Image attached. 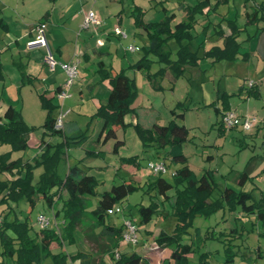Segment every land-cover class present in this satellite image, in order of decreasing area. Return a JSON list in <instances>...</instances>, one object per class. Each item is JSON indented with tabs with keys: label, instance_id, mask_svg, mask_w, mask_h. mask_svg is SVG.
<instances>
[{
	"label": "rangeland",
	"instance_id": "374dc122",
	"mask_svg": "<svg viewBox=\"0 0 264 264\" xmlns=\"http://www.w3.org/2000/svg\"><path fill=\"white\" fill-rule=\"evenodd\" d=\"M1 1L10 6L0 7L3 15L9 19L14 10L12 7L17 6L16 2L21 0H0V5ZM103 1L97 0L95 3L89 1L88 8L94 12L99 9L103 15L101 23L90 27L88 32L91 29L96 30L91 37L97 47L109 32L115 34L111 38L112 54L107 59L111 66L109 70L111 73L123 70L126 76L133 81L135 90V96L130 103L133 110L125 116L126 125L117 129L116 138L105 143L101 140L97 141L102 121L92 117V114L96 109V101L101 104L105 102L107 95H101L100 92L107 86L103 82L97 84L98 75L90 78L85 70H80V64L75 81H81L82 84L88 82L89 79L95 83V87L100 92L98 96L91 97L84 91L83 97L80 99L79 94L72 88L73 90L71 89L69 93L72 99L64 102L61 111L69 110L64 121L73 120L76 122L79 128L77 131H80L85 137L83 142L62 145L60 143L65 140L62 136L43 135L42 128L38 126L45 118L46 110H41V94H44L45 90L39 88L34 81L24 83L22 70L15 63L19 61V58L12 57V51H7L0 57L4 79H0V115L5 108V102H7L21 113L26 124L33 126L28 147L24 151H12L9 155L11 159L21 158L23 162L30 161L32 165L36 164L33 159L40 156L42 149L39 145L43 137L46 144L62 145V156L56 166L58 176L63 178L67 169L77 163L95 178L96 195L89 196L87 200V204L91 207L90 210L96 206L101 192L109 190L112 185L120 184L122 180L130 181L138 187L121 204L117 205L121 209L120 213L115 212V207L108 212L107 223L118 227L130 220L136 228L137 243L127 246L120 239L119 247L127 246L124 250H136L144 256V248L153 246L154 237L159 231L163 230L167 234L174 233L176 219L170 214L171 210L167 204H162L159 199L146 191L148 184L155 179V175L148 170L149 162L158 159H156V153L152 147L143 146L136 125H139L141 129H149L153 123L165 125L172 119L173 110L183 109L184 118H176L177 123L183 124L188 129V141L183 145V154L187 158L190 170L197 177L207 171L212 172L215 187L209 200L213 201L219 198L225 187L235 191L251 192L252 199L255 201L264 199V60H261L254 52L256 44H258V36L264 29V20L260 19L256 23L250 24L245 19V14L252 13L255 8L257 9V5L262 0H209L210 7H215L214 10L207 13L210 18L209 23L202 25L197 17L191 32L193 39L190 44L192 50L200 58L199 64L194 68L187 67L184 75L177 79L172 89L166 78L159 79L156 88L148 81L145 73L130 68L141 58L142 48L148 43L145 31L135 28L133 18L129 16L131 12L130 0L127 5L125 4L126 11L120 26L116 19L114 22V15L118 12L120 5L104 7ZM134 1L136 5L144 8L143 19L146 23L159 22L165 18V15L173 14L171 21L173 26L186 19L185 11L179 9V3L196 4L199 0H164L163 3L161 0ZM62 3L68 5L65 13L68 21L65 22L64 27H68L70 30L72 23L69 16L74 15L78 10V2L77 0H63ZM21 5V14L25 15V20L29 22L40 18L50 7L48 0H24ZM163 7L166 9V13L162 12ZM231 20H236L237 26L241 30L237 38L240 43L239 55L234 61L220 60L212 63L210 58L205 57V53L213 46L222 45L221 34L225 37L227 29L229 31L227 35L230 34L228 21ZM114 23L115 25H112ZM106 28L111 31L107 32ZM117 28L126 37L118 35ZM11 31H13V27H11ZM46 32L47 30H45ZM60 32L62 37L67 36V32L64 31V35L62 31ZM84 32L86 31L80 32L77 36L78 30L70 34V45L73 46L74 43L78 45ZM5 33L0 27V37L5 36L9 40H13V32L12 34ZM98 39H101V42ZM261 39H264V36L261 35ZM178 46V42L174 38L168 41L171 59L175 58ZM130 47H138L139 50L131 52ZM115 48L117 49L116 54L114 53ZM50 50H53L52 47ZM244 53H248L247 60L242 58ZM148 58L150 59L148 71L153 74L159 70L161 64L153 55H149ZM22 61L26 60L22 59ZM56 61L58 60L56 59ZM87 64L89 66V63ZM255 88L259 96H248V91ZM224 93L231 95L226 98L229 103L228 111H232L238 116L256 117L257 126L250 131H243L239 127L224 131V133L219 131L218 123L222 115L215 114L214 110L215 107L222 109L223 99L221 97ZM58 111H60V107L53 109L52 115L56 117ZM117 140L121 142L117 144L114 152L113 146ZM9 148L6 144L0 145V153L9 151ZM53 151L54 147L50 150V154ZM165 166L166 172L163 177L171 183L174 171L181 165L165 160ZM246 166L249 170V179L244 184H240L239 175ZM42 172L43 165L37 164L32 168L33 183ZM0 178L7 177L1 175ZM62 195L63 198H66L65 193ZM151 202L157 203L159 211L166 217L154 214L147 224L139 225L137 209L141 204L147 206ZM58 207L59 204H56L53 209H48L44 201L40 197H36L34 207L31 209L28 202L22 199L19 203H10L9 208L0 206V219L7 215L10 222L14 219L19 221L26 219L32 226V233H38L41 227L37 220L40 215H43L49 219L47 228L60 234L64 224L61 214L58 217L54 216ZM196 227L201 231L198 239L193 236ZM188 231L189 234H184L181 240L183 243L194 241L192 252L187 256L191 264H198V256L203 252L208 253L207 260L210 264H224V251L229 243L232 244L231 248L236 255L233 263L227 264H264V226L253 215L247 217L238 213L237 210L229 212L228 209H220L209 216L195 215L192 220V228ZM6 233L10 237L13 236L9 230ZM98 233L99 227L93 229V220L88 213H85L75 234V243L69 242L68 239L62 241L61 244L52 243L49 247L51 255L43 258L41 264H53L52 255L60 252L66 255L65 264H97L101 258H105L107 262L108 237L98 235ZM79 252L85 255L84 259L81 258L82 254L80 255ZM148 252L153 254L150 255L151 257L156 255L157 259L161 253L158 247L148 250ZM13 261V257L3 255V248L0 245V264H13Z\"/></svg>",
	"mask_w": 264,
	"mask_h": 264
},
{
	"label": "trees",
	"instance_id": "16d2710c",
	"mask_svg": "<svg viewBox=\"0 0 264 264\" xmlns=\"http://www.w3.org/2000/svg\"><path fill=\"white\" fill-rule=\"evenodd\" d=\"M182 8L186 13V19L173 26L171 25L173 14L165 15L162 21L146 23L143 20L144 12L140 7L133 6L130 12L134 27L145 31L148 42L142 48L141 58L130 68L145 73L148 81L156 88L158 80L166 78L172 89L177 79L184 75L187 67L194 68L199 64L200 58L192 50L190 44L191 39H193L191 32L196 24V18L209 13L215 7H210L209 0H199L193 6ZM204 9H207L205 14ZM162 12L166 13V9L162 8ZM245 19L250 24L256 23L260 19L264 20V0L257 5V9L255 8L252 13H246ZM228 22L230 34L225 37L221 34L222 45L213 46L205 53V57L210 58L212 63L220 60L234 61L239 55L240 43L237 38L241 30L237 26L236 20ZM260 34H264V29ZM172 38L179 45L174 59H171V53L168 49V41ZM149 55L155 56L157 62L161 64L159 70L153 74L148 71ZM259 55L264 60V50L259 51ZM242 58L247 60L248 53H244ZM96 75H98L97 84L106 82L109 86V94L105 103L100 104L92 114V117L102 121L98 140L105 143L110 139H115L117 129L126 125L124 118L133 110L130 103L135 96V90L133 81L126 76L123 70L111 73L103 63H99ZM0 79H3L1 64ZM248 92V96L256 97L258 94L255 89ZM227 95L226 93L222 95V109L215 107V114L223 116L224 112L229 110V103L226 98L231 95ZM179 104L182 105V103ZM41 106L46 110V116L41 126L43 135L57 134L62 136L65 139L63 143H60L62 145L79 144L84 141L85 137L80 131L68 136L64 132V127L62 130L54 129L55 117L52 115V111L57 108V103L54 104L51 100H45L41 96ZM172 114V119L165 125L154 123L149 129H141L139 125H136V129L142 139L143 146L154 149L157 161L165 165V160H169L172 164L181 165L174 171L173 182H168L163 174H158L148 184L146 191L159 199L162 204H167L171 210L170 214L176 219L174 233L167 234L161 230L154 238L155 244L160 249H170L168 264H191L187 256L192 252L194 241L183 243L181 237L184 234H189L188 229L192 228V220L195 215L209 216L220 209H228L229 212L237 210L238 213L240 212L247 217L255 216L264 226V199L255 201L252 199L251 192L235 191L225 187L219 198L210 201L215 187L213 174L211 171H207L197 177L190 170L187 165V158L183 154V145L188 141V129L183 124L176 122V118H184V110H173ZM222 116L218 123L219 131L224 133V131L236 129L224 128ZM32 131L33 127L25 123L21 113L11 105L7 106L3 115L0 116V145L6 144L10 147L9 151L0 153V176L7 177L0 178V206L9 208L10 203H19L25 199L32 209L34 199L40 197L48 209H53L56 204H59L54 216L58 217L61 214L64 225L60 234L47 227L41 228L38 233H32V226L26 219L23 221L14 219L10 222L7 218L8 215L2 217L0 219V245L3 248V255L13 257V264H41L43 258L51 255L49 247L52 243L61 244L65 239L75 243L77 229L85 213H88L93 220V229L99 227L98 235L108 237L109 241L108 261L100 260L98 264H150L135 252L130 254L118 252L123 226L116 227L107 223L108 212L114 207L116 209L117 205L121 204L138 187L130 181L122 180L120 184L112 185L109 190L101 192L96 206L90 210L91 207L87 204V200L89 196L96 195V180L77 163L67 169L63 178L58 176L56 166L62 156V145L52 146L46 144L42 139L39 145L42 150L40 156L38 155L33 159L36 163L34 165L30 161L23 162L21 158H10L9 155L12 151H24L28 147ZM120 142L119 140L115 142L114 152ZM53 147L54 151L50 154ZM37 164L43 165V172L33 183L32 168ZM247 167L239 175L240 184H244L249 179ZM62 193H65L66 198H63ZM137 211L139 225L147 224L154 214L166 217L159 211L157 203L154 202L147 206L141 204ZM8 230L13 233V236L10 237L6 233ZM193 232L194 238L198 239L201 235L200 229L196 227ZM227 245L228 247L224 251V264L233 263L236 255L231 248L232 244ZM115 252H118V258L114 257ZM79 254H82L81 258H85L83 253L79 252ZM207 254V252L201 253L197 263L210 264L207 260ZM78 255L76 256L78 257ZM52 257L53 264H65L66 255L64 253L60 252L52 255Z\"/></svg>",
	"mask_w": 264,
	"mask_h": 264
},
{
	"label": "crops",
	"instance_id": "0c3cea01",
	"mask_svg": "<svg viewBox=\"0 0 264 264\" xmlns=\"http://www.w3.org/2000/svg\"><path fill=\"white\" fill-rule=\"evenodd\" d=\"M89 1L92 2L91 0H77L78 10H76L74 15L69 16L70 22L72 23L70 30L68 27H64L65 22L68 21V20H66L67 15L65 14L66 13V7L68 5L63 4L62 3L63 0H48V2L50 4V7L48 8V10L45 11L44 15H41L40 18H38L37 20H35L33 22H29V21L25 20V15L21 14V10H22L21 4L24 3V0H21L20 2H16L17 6L12 7L14 10L12 12V16L9 19L3 15L2 9H0V15H2L0 18V27L3 29L4 32H6L5 34H7V33L12 34V32H13V36H14L13 40L12 39L9 40V39L5 38V36L0 37V57H1V54L7 53V51H10V52L12 51L13 52L12 57L14 56L15 58L16 57L19 58V61H16V62L12 58L11 59L18 66H20V69L22 70V72H21L22 78H24L23 79L24 83L34 81V83L37 84V86H39V88L45 90L44 94H41V96L45 100H51L52 103H54V104L57 103V101L54 97V94L56 93L57 89H59L61 87L63 80H64V74L59 67H56V69L53 72L48 71V69L46 68V66L44 64V54H45L44 48H37V47L28 48L26 44H27V42H29L30 40H32L35 37L37 25L44 24L45 30H47V32L45 33V38H46L48 47H49V49H50V47H52L53 50L52 51L50 50V51L54 54V57L58 60V62H68L73 58L74 55L77 54L79 56V59H80V67H81L80 70H85L88 73V75L90 76V78L93 76L97 77L96 72H97V69L99 67V63H103V65L109 70L111 68V66H110V64H108L107 59L112 54L111 45L113 43H112L111 38H113V36H115V34L109 32V31H111L110 29L106 28V31L109 33L105 37L104 40L102 39V42H101V39H98L101 42L99 44L100 45L99 47H97L95 45V42H93V39L91 37L92 33L96 31L94 29H91L90 32H88V31L84 32L83 37L81 39V42L80 43H79V41L77 42V44L79 43L78 45H76V43H74L73 46L70 45L71 44L70 34H73L74 31L78 30V33L76 34V36L79 35V27H80V24L83 20V14L89 10L94 12V10H92L91 8L90 9L88 8ZM161 1L163 3L164 0H161ZM128 3H129L128 0H104L103 1L104 7H109L110 5H114V4L120 5V7L118 8V12L115 13V15H114V22L116 19L118 26L122 25V23H123V15L125 14V11H126L125 7ZM4 5H7V7H10L5 2L1 1L0 7H4ZM129 5H130L131 9L133 6H138L135 4L134 0H130ZM193 5H195V3L194 4H189V3L185 4V3L181 2V3H179V9L182 10L183 9L182 7H184V6H193ZM245 6H247V5H245ZM15 7H16L17 11L15 10ZM138 7H140L142 10H144V8H142L141 6H138ZM248 8H249V6H248ZM203 12L205 14L207 12V9H204ZM94 13L97 15L98 19L101 22V17L103 15V12H101L98 9ZM24 14H26V13H24ZM129 16H130V14H129ZM208 16H209L208 14L203 15L202 17H200L198 19L199 22L202 25L206 24L207 22L209 23L208 20L210 18ZM131 23H132V19H131ZM112 25H115V23ZM11 27H13V31H11ZM114 27H117V26H114ZM60 31L63 32V35H64V31L67 32V36L62 37ZM228 33H229V31L227 29L225 36H227ZM261 35L264 36V34H259L258 39H257L258 44H256L257 47L255 48V51H254L255 54L260 59H261V56L259 55V51L264 50V39H261ZM5 39H6V42H5ZM11 47H13V48L11 49ZM114 53L115 54L117 53L116 48H115ZM22 59H24L26 61L23 62ZM1 61L2 60L0 58L1 68L3 69V65H2ZM87 63H89V66ZM129 65H131V64H129ZM2 80H4V79H2ZM103 84H105L107 87L102 89L101 92L98 90L97 87H95V83L91 82L89 79H88V82L82 83V84H81V81H79V82L75 81L73 86L71 87V89L74 88V90L77 92V94H79L80 99H82L84 91H86L89 94V96H91V97L98 96L99 92L101 93V95L106 94L108 96L109 86L106 82H103ZM255 90H256V88H255ZM257 93H258V91H257ZM257 96H259V93L257 94ZM71 99L72 98L70 97L67 100H71ZM106 99H107V97H106ZM106 99H105V101H106ZM100 104H101L100 102L97 103V101H96L95 102L96 108ZM9 105H11L16 111H18L12 104L5 102V108L3 109V113H4L5 109L7 108V106H9ZM41 108H42V106H41ZM41 110L44 111L45 109L42 108ZM3 113L0 116H2ZM45 116H46V112H45ZM43 122H44V120L42 121V123L38 127L41 128ZM124 122H125V118H124ZM30 127H33V126H30ZM77 129H79V128H78L75 121H73V120H66L65 121L64 132L66 135H68V136L74 135L77 132ZM42 131H43V129H42ZM30 139L31 138H29V140ZM42 139H43V137L41 138V140ZM97 141H99V140H97ZM28 144H29V141H28ZM127 246L126 247L120 246L118 248L119 252L127 253V254L135 252V253L141 255L143 257V259L147 260L150 264H166L167 262L169 263V257H170L171 251L168 248L160 249L161 253H160V256L158 255V259H157L156 255H154L153 257H155V258H153V257H151L153 254H151V252H148V250H154L157 248V245L155 243L151 247L144 248V250H143L144 256L141 253L137 252L136 250H132V251L124 250L125 248H127ZM100 260L105 262V258H101ZM100 260L97 262V264L100 262Z\"/></svg>",
	"mask_w": 264,
	"mask_h": 264
},
{
	"label": "built area",
	"instance_id": "2783aa9c",
	"mask_svg": "<svg viewBox=\"0 0 264 264\" xmlns=\"http://www.w3.org/2000/svg\"><path fill=\"white\" fill-rule=\"evenodd\" d=\"M95 2L96 0H91ZM101 22L98 19L97 15L89 10L83 14V20L79 27V33L82 31H88L90 27L99 25ZM116 33L121 37H125L124 34L120 32L119 29H116ZM28 48H44V64L46 68L53 72L56 67H59L63 74L64 80L63 84L59 88V90L54 94V97L57 101L58 106L60 107V111H58V115L55 117L54 121V129L62 130L65 123V118L69 113V110L61 111V108L64 105V102L70 98V90L73 86L75 79L77 78L78 74V66L80 64L79 56L76 54L73 58L68 62H58L56 61L53 53L50 51L46 38H45V26L44 24L37 25L36 27V35L35 37L27 42ZM129 50L131 52L138 51V47H130ZM222 123L224 128L231 129V128H241L243 131H250L258 124V120L254 116H238L232 111H227L222 116ZM148 170L153 175L164 174L166 172V166L160 161H151L148 165ZM116 213H120V207L115 209ZM37 223L41 228H46L49 224V219L45 216L40 215L38 217ZM123 232H122V242L126 245H135L137 243V235H136V228L134 227L133 223L130 220L125 221L123 224ZM114 257L118 258V252L114 253Z\"/></svg>",
	"mask_w": 264,
	"mask_h": 264
}]
</instances>
